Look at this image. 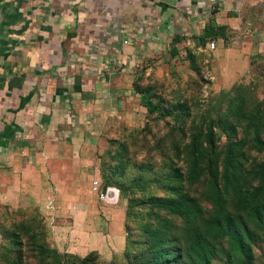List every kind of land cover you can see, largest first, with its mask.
<instances>
[{"label": "crops", "instance_id": "0c3cea01", "mask_svg": "<svg viewBox=\"0 0 264 264\" xmlns=\"http://www.w3.org/2000/svg\"><path fill=\"white\" fill-rule=\"evenodd\" d=\"M263 5L0 0V203L38 207L56 229H84L89 247L121 245L123 210L92 192V152L135 115L136 72L186 41L231 66L264 54ZM207 26L215 33L205 35Z\"/></svg>", "mask_w": 264, "mask_h": 264}, {"label": "rangeland", "instance_id": "374dc122", "mask_svg": "<svg viewBox=\"0 0 264 264\" xmlns=\"http://www.w3.org/2000/svg\"><path fill=\"white\" fill-rule=\"evenodd\" d=\"M174 49L143 62L135 74L142 101H136L130 124L105 134L92 152L101 185L117 190L114 203L123 210V243L89 247L84 229H56L53 217L38 207L0 203V264H137L153 249L155 238L175 248L193 228L158 197L191 206L197 225L206 229L216 207L207 170L211 152L200 131H213L220 171L232 140L242 154L247 185L259 183L264 176V145L259 143H264V54L246 52L231 66L187 41ZM194 145L202 152L193 170ZM221 197L233 211V194L224 190ZM101 217L108 220L103 212ZM261 224H249L250 260L230 252L234 264H264ZM211 241L213 264H226L227 240L212 236ZM191 263L186 259L182 264Z\"/></svg>", "mask_w": 264, "mask_h": 264}, {"label": "trees", "instance_id": "16d2710c", "mask_svg": "<svg viewBox=\"0 0 264 264\" xmlns=\"http://www.w3.org/2000/svg\"><path fill=\"white\" fill-rule=\"evenodd\" d=\"M214 33L210 26L205 28V35ZM200 39L203 40V37ZM174 52H176L175 49ZM136 80L133 81V87L136 92L141 94V91L135 87ZM260 119L261 116H257V120ZM255 131L257 134L256 129ZM198 134L204 136V141L209 145L211 152V158L207 161V170L211 176L216 213L207 220V228L204 229L205 227L202 228L197 225L191 206H183L177 198H156L170 212L184 217L190 227L193 228V231L186 242L184 240L179 245L177 244L175 248L162 245L160 239L155 238L152 242L153 249L149 254L141 258L137 264H182L186 259H191V264H213L212 259L216 255V250L215 245L211 241L212 236L227 240L228 255L226 264H234L230 252L240 254L242 260H250L251 245L248 238L251 232L249 224L253 220H257L261 224V219L264 220V203H260V195L264 193V176L261 175L259 183L247 185L246 175L242 170V164L239 159L242 154L238 148V143L232 140L227 143L224 164L220 171L217 163L218 156L215 153L213 131L209 129L205 133L200 131ZM258 140V137H256L255 141ZM259 143L264 145L261 140H259ZM255 144L257 145L256 142ZM201 152L202 149H199L196 145L193 146V155L195 156L193 170L197 168L198 164L196 161H198V155L200 157ZM254 174H257V172H254ZM218 176H221L223 180L222 185L218 183ZM224 190L233 194L235 201V209L233 208V211L229 210L226 203L222 201L221 192ZM261 226L264 228V224H261ZM165 240L168 241L166 238ZM165 240L164 242L166 243Z\"/></svg>", "mask_w": 264, "mask_h": 264}, {"label": "built area", "instance_id": "2783aa9c", "mask_svg": "<svg viewBox=\"0 0 264 264\" xmlns=\"http://www.w3.org/2000/svg\"><path fill=\"white\" fill-rule=\"evenodd\" d=\"M263 12H264V5H263ZM127 41L125 40L124 43ZM207 46L209 49H214L215 42L211 40L207 42ZM91 190L94 192L99 200L108 201L112 200L117 196V190L114 187H104L101 185V181L99 179H93L91 182ZM111 194V195H109ZM115 201V200H114Z\"/></svg>", "mask_w": 264, "mask_h": 264}]
</instances>
